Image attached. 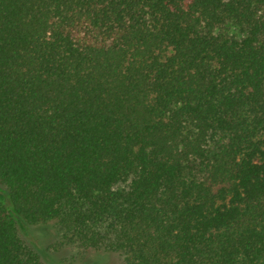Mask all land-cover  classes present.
Instances as JSON below:
<instances>
[{"label":"trees","instance_id":"trees-1","mask_svg":"<svg viewBox=\"0 0 264 264\" xmlns=\"http://www.w3.org/2000/svg\"><path fill=\"white\" fill-rule=\"evenodd\" d=\"M0 184V264H264V0H0Z\"/></svg>","mask_w":264,"mask_h":264},{"label":"rangeland","instance_id":"rangeland-1","mask_svg":"<svg viewBox=\"0 0 264 264\" xmlns=\"http://www.w3.org/2000/svg\"><path fill=\"white\" fill-rule=\"evenodd\" d=\"M0 193H8V189L2 184H0ZM21 235L38 251L46 264H92L93 254L82 253L83 250L58 231L54 223L26 224L25 228L21 229ZM96 254L98 257H103L97 264H124L123 258L116 253Z\"/></svg>","mask_w":264,"mask_h":264}]
</instances>
